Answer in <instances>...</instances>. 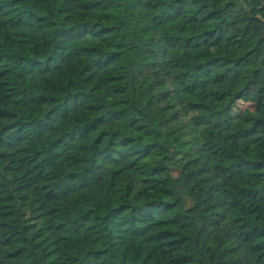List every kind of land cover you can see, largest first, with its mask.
Instances as JSON below:
<instances>
[{"label": "trees", "instance_id": "obj_1", "mask_svg": "<svg viewBox=\"0 0 264 264\" xmlns=\"http://www.w3.org/2000/svg\"><path fill=\"white\" fill-rule=\"evenodd\" d=\"M0 264H264V0H0Z\"/></svg>", "mask_w": 264, "mask_h": 264}, {"label": "rangeland", "instance_id": "obj_2", "mask_svg": "<svg viewBox=\"0 0 264 264\" xmlns=\"http://www.w3.org/2000/svg\"><path fill=\"white\" fill-rule=\"evenodd\" d=\"M250 107L252 108L251 104H249L247 102H244V101H239L237 103L236 107H235V111L234 112L238 113V112L243 111V110H245L247 108H250Z\"/></svg>", "mask_w": 264, "mask_h": 264}]
</instances>
